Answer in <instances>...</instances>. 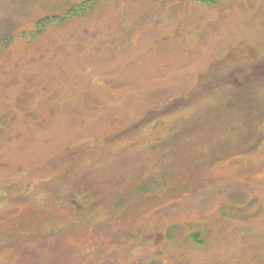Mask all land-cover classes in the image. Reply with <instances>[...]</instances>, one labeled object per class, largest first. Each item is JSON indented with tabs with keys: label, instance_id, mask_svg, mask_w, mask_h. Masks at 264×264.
Segmentation results:
<instances>
[{
	"label": "rangeland",
	"instance_id": "obj_1",
	"mask_svg": "<svg viewBox=\"0 0 264 264\" xmlns=\"http://www.w3.org/2000/svg\"><path fill=\"white\" fill-rule=\"evenodd\" d=\"M0 264H264V0H0Z\"/></svg>",
	"mask_w": 264,
	"mask_h": 264
},
{
	"label": "trees",
	"instance_id": "obj_2",
	"mask_svg": "<svg viewBox=\"0 0 264 264\" xmlns=\"http://www.w3.org/2000/svg\"><path fill=\"white\" fill-rule=\"evenodd\" d=\"M72 15L77 14L76 12L71 13Z\"/></svg>",
	"mask_w": 264,
	"mask_h": 264
}]
</instances>
